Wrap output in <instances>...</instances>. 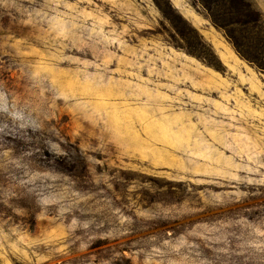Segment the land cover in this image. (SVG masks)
<instances>
[{
  "label": "rangeland",
  "instance_id": "1",
  "mask_svg": "<svg viewBox=\"0 0 264 264\" xmlns=\"http://www.w3.org/2000/svg\"><path fill=\"white\" fill-rule=\"evenodd\" d=\"M0 264H264V0H0Z\"/></svg>",
  "mask_w": 264,
  "mask_h": 264
}]
</instances>
